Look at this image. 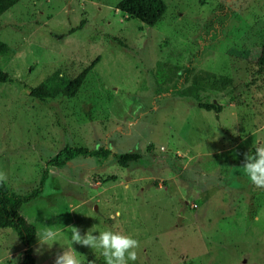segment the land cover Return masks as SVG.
I'll use <instances>...</instances> for the list:
<instances>
[{"label":"rangeland","instance_id":"rangeland-1","mask_svg":"<svg viewBox=\"0 0 264 264\" xmlns=\"http://www.w3.org/2000/svg\"><path fill=\"white\" fill-rule=\"evenodd\" d=\"M120 1L21 0L0 16V40L14 50L0 70L16 80L0 83L3 183L30 193L65 145L112 153L48 168L43 193L20 209L36 233H59L51 248L36 237V264L69 248L81 263L105 264L101 250L71 244L69 226L138 240L134 264H264V189L242 166L264 142L256 68L264 0H164L154 27L120 13ZM94 61L74 98L29 95L54 73L74 77ZM175 67L231 78L233 88L181 98L182 81L167 83ZM123 153L141 159L121 167ZM24 252L12 230H0V264H22Z\"/></svg>","mask_w":264,"mask_h":264},{"label":"trees","instance_id":"trees-1","mask_svg":"<svg viewBox=\"0 0 264 264\" xmlns=\"http://www.w3.org/2000/svg\"><path fill=\"white\" fill-rule=\"evenodd\" d=\"M21 0H0V16L6 11L10 10ZM116 9L128 18H136L142 24L154 27L164 17L167 11V5L164 0H121L117 3ZM14 54V50L5 42L0 40V57H9ZM97 61V60H95ZM92 62L87 68L83 69L78 75L74 77H64L59 72L54 73L44 83L35 88L29 89V95L39 101L52 100L55 98L72 99L74 98L89 72L93 69L96 62ZM257 73H264V45L260 48V54L256 60ZM178 67L167 69V83L173 80H179L183 83V88L177 89L175 92L181 98L196 99L200 93L208 91L225 92L233 88V81L231 78L217 76L207 71H194L193 68H187L181 74ZM178 75V79L174 78ZM16 80L10 77L7 73L0 70V83H14ZM176 81L175 85H177ZM161 83L159 84V86ZM200 109L207 112L213 111L219 114L222 111V106L219 104H198ZM256 147L250 150L251 156L255 155ZM112 155L111 151L106 147L96 149H89L82 146L65 145L63 149L59 150L47 162L49 168H60L78 157L107 159ZM117 163L121 167H128L130 163H138L141 155L138 153H123L115 156ZM48 168L41 173L38 186L30 193L22 195L17 194L9 189L5 183H0V230H12L22 246L25 248L22 264H36L33 256L32 244L36 240V228L34 225L28 223L20 214V209L23 205L39 197L45 187L48 179ZM81 264H90L83 262Z\"/></svg>","mask_w":264,"mask_h":264},{"label":"clouds","instance_id":"clouds-1","mask_svg":"<svg viewBox=\"0 0 264 264\" xmlns=\"http://www.w3.org/2000/svg\"><path fill=\"white\" fill-rule=\"evenodd\" d=\"M242 166L251 183L256 188L264 189V142L256 145L255 155L245 154ZM6 179V174L0 172V183L5 182ZM69 229L72 245L77 244L101 250L105 264H129V262L134 264L138 258L136 249L139 247V241L131 236L111 230L100 231L98 235H93L95 232L93 227L87 230L84 235H81L80 229L75 226H69ZM36 237L41 247L47 245L51 248L53 244L57 243L59 233L49 227L37 233ZM54 264H81V261L74 249L69 248L56 255Z\"/></svg>","mask_w":264,"mask_h":264}]
</instances>
